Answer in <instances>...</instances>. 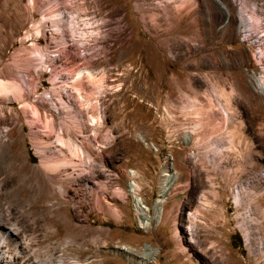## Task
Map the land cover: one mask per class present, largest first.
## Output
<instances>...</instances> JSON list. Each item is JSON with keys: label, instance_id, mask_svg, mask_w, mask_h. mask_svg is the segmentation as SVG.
<instances>
[{"label": "rangeland", "instance_id": "1", "mask_svg": "<svg viewBox=\"0 0 264 264\" xmlns=\"http://www.w3.org/2000/svg\"><path fill=\"white\" fill-rule=\"evenodd\" d=\"M193 2L188 14L166 0H0V224H17L28 252L264 264V93L251 84L264 79V0ZM55 135L89 145V161L66 149L58 159L104 183L119 220L76 205L74 183L67 201L52 195L39 153L56 156Z\"/></svg>", "mask_w": 264, "mask_h": 264}, {"label": "bare ground", "instance_id": "2", "mask_svg": "<svg viewBox=\"0 0 264 264\" xmlns=\"http://www.w3.org/2000/svg\"><path fill=\"white\" fill-rule=\"evenodd\" d=\"M166 1L177 3L180 8L184 7V10L188 14H190L193 11L194 6L197 5V3L193 2V3H191L193 5L190 6L188 4V0H166ZM218 4L221 8V12L227 16L228 20H230V12H229L228 6L225 3L220 2V1H218ZM242 17H243L242 13H240L239 18L242 19ZM254 17H255V15H254ZM83 75L91 76V74L89 73V70L88 71L87 70H80V71H78L76 78L77 79L81 78ZM251 84H252V87L254 88V90L264 93V79H262L260 77H255L251 81ZM18 91H19L18 92L19 95H13V97L17 100H21L24 98L25 95H22L21 89H19ZM218 92L220 95H228L223 90L222 91L219 90ZM224 105L226 107H228L227 103H225ZM224 111H225L224 112L225 115L228 117V114H229L228 111H226L225 109H224ZM97 122L98 121L96 120V118L90 117L89 126L95 127ZM47 128H48L50 133L53 132L52 127L50 125H48ZM52 143H53V146H51V148L54 147V149H57L56 156H52V157L48 158V157H46L45 153H41V154L39 153V155H40L39 157L41 158L40 159L41 160L40 168H41L43 175H44V181L43 182H45L44 184L48 185V188H49L50 192L52 193V195L55 196V198L57 197L60 200H63V202L67 201L66 198L68 197V187H70L68 185L71 183H74L77 186H79L78 189L81 191V197H79L78 201L75 203L76 205H81L84 203L86 204L87 201L93 200L95 203V207H97L99 210H101L103 212L110 214L115 220H119L120 219L119 210L109 207V205L107 204L108 202H107L106 198L103 196V194L106 193L105 184L98 182L97 180L92 181V180L87 179L85 177H81L80 174L75 175L74 172H72L71 174L65 173L64 169L66 167L72 166V162L67 161V159L65 160L64 158L58 159V151L60 153L62 152L64 155V152L62 149H66L72 155L76 156L77 158L83 157V155H84L85 158L89 161L94 156L93 151L91 150L89 145L87 143H84V142L76 144V143L72 142V140L71 141L70 140H64L58 136H56L55 140ZM45 148H47V147H45ZM43 151H44V148H43ZM68 151H66V152H68ZM227 152L228 153L234 152L233 147H230ZM47 154H48V152H47ZM59 156H61V155H59ZM248 162H249V160H248ZM216 168L217 169L220 168L219 164H217ZM61 170L65 174H63L64 177L62 179L58 180V175H59L58 172L59 171L61 172ZM66 172H67V170H66ZM262 176L264 177V175H262ZM79 177L81 179H78ZM91 177H93V176H91ZM95 186H98L96 189H99L100 193L96 194V192H95L94 195H96V196L94 198L92 194L94 193ZM129 187H130V192H132V195L134 192H136L138 190V186L136 185L135 182L130 183ZM263 190H264V188H263ZM238 191L239 190H237V192L235 193V196H234L236 202L239 200L238 199ZM121 192L117 191L115 195H112V198L115 200L123 201L122 200L123 199V192L122 193ZM135 203H136L135 212L137 214V218L140 220L139 222L143 225L144 222L141 219L142 214L139 213L140 212V207H139L140 204L138 205V200ZM6 213H8V212H6ZM200 214L201 213L198 209H195V211L192 213V215H195L196 217L199 216ZM78 216H79V213H78ZM8 217H10V216H8ZM161 217H162L161 221H165L164 220V211H163V215ZM9 219L10 218H8V220ZM5 221H7V220H5ZM11 221H13V220H11ZM9 224H11L10 221H9ZM9 226L10 227L4 228L0 224V264H67V263L79 264V262H77L76 259L75 260L71 259V261L68 262L67 259H65L62 256H59L56 261H52L51 256H50L49 259L44 260V259L40 258L39 255H35L34 252L33 253L28 252L26 250V247L27 246L29 247V244H31L30 239L24 240L25 237L23 239H20L18 237L19 231H21V230H19L20 228H18L17 224L12 223ZM35 241L36 240H34V242ZM46 249H47V247H46Z\"/></svg>", "mask_w": 264, "mask_h": 264}]
</instances>
